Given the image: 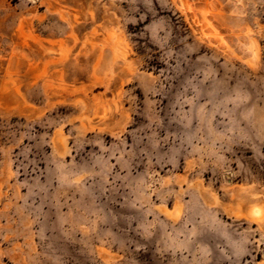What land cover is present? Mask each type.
Instances as JSON below:
<instances>
[{"label": "rangeland", "instance_id": "1", "mask_svg": "<svg viewBox=\"0 0 264 264\" xmlns=\"http://www.w3.org/2000/svg\"><path fill=\"white\" fill-rule=\"evenodd\" d=\"M0 264H264V0H0Z\"/></svg>", "mask_w": 264, "mask_h": 264}]
</instances>
